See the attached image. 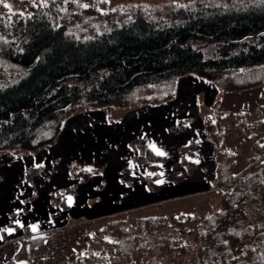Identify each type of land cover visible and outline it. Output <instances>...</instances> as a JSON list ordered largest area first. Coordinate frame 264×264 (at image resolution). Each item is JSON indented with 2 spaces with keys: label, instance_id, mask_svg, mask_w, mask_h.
<instances>
[{
  "label": "trees",
  "instance_id": "16d2710c",
  "mask_svg": "<svg viewBox=\"0 0 264 264\" xmlns=\"http://www.w3.org/2000/svg\"><path fill=\"white\" fill-rule=\"evenodd\" d=\"M9 2L18 7L9 11L0 4V153H33L50 145L64 119L81 108L166 101L183 74L223 90L264 80V0H165L110 8L105 0ZM202 43H211L207 55ZM10 66L16 72H7ZM218 120L204 124L216 160L213 208L149 211L157 203L99 216L92 233L78 238L83 248L61 264H264V143L252 144L249 165L235 175L233 153L218 148V129L211 132L213 125L220 128ZM129 145L137 164L153 170L164 160L140 140ZM192 147L190 141L179 149L189 154ZM174 163L192 167L185 156ZM34 170L27 168L25 178ZM71 175L83 182L91 173L79 168ZM158 176L141 179L156 191ZM120 178L130 182L125 173ZM51 200L65 208L54 195ZM21 228L19 247L4 264L30 257L46 242L47 234Z\"/></svg>",
  "mask_w": 264,
  "mask_h": 264
},
{
  "label": "crops",
  "instance_id": "0c3cea01",
  "mask_svg": "<svg viewBox=\"0 0 264 264\" xmlns=\"http://www.w3.org/2000/svg\"><path fill=\"white\" fill-rule=\"evenodd\" d=\"M217 88L197 75L183 74L176 79L174 96L166 101L76 111L64 119L50 145L33 153H0V264L17 249L14 242L24 225L32 231V225H36L34 232H41L48 224H59L60 215L64 220L68 216L99 217L218 189L213 185V144L197 107L199 96L211 106ZM130 139L163 152L164 160L153 170L135 163ZM190 141L193 147L189 154L179 149ZM184 156L192 163L190 170L174 163ZM73 164L78 169L90 166L91 176L81 182L71 175ZM29 167L35 170L27 179L24 174ZM155 172L159 173L156 181L163 183L151 191L141 176ZM121 173L129 177V183L120 178ZM53 190H61L59 199L65 208L52 202ZM64 246L69 247L70 242Z\"/></svg>",
  "mask_w": 264,
  "mask_h": 264
},
{
  "label": "rangeland",
  "instance_id": "374dc122",
  "mask_svg": "<svg viewBox=\"0 0 264 264\" xmlns=\"http://www.w3.org/2000/svg\"><path fill=\"white\" fill-rule=\"evenodd\" d=\"M161 1L165 0H106V8H110L117 3H158ZM4 3L9 4L11 6V10L18 7L16 3L13 5L9 2V0H4ZM210 44L211 43H202V49L205 51V55H207L209 52L208 49L210 48ZM16 69L17 68L10 66L6 69V71L16 72ZM217 89L218 94L211 106H207L205 104L204 98L199 96L197 98V107L200 108L201 116L205 118L204 121L206 122H215L218 120V114L222 117L227 116L224 119H219L218 121L220 128H216V126L213 125L211 132L218 129V148L225 149L227 154L233 153L234 162L232 165V173L237 175L249 165L251 157L255 154V151L252 149V144L256 140L260 141V143H264V80L250 87L239 90H223L221 88ZM95 107L106 106L101 105ZM87 108L89 109V107L81 108L75 110L73 113L76 111L85 110ZM208 138L211 140L210 133ZM211 142L213 144L212 140ZM70 167L71 171H78V167H76L74 164ZM84 167H86V169L90 168V166ZM52 193L54 197L57 198V201L60 200L59 198L62 193L61 190H53L51 194ZM218 193L219 190L215 189L210 193L189 196L170 202L168 201L161 204L157 208L150 209L149 211L160 210L166 214H177L179 212L204 213L207 212L209 208H213V201L216 198V196L213 195H217ZM210 196L212 198H210ZM58 218L59 224H48L47 229L41 231V233L47 234L44 246L38 249L30 257L17 260L16 264L21 260L25 262L27 261L28 264L29 262L30 264H61V261L72 252L83 248L84 244L78 242V238L82 234L92 233L93 221L98 217H88L82 215L72 217L75 220L71 221L68 219L64 220V217L61 215ZM16 241L17 242L14 243H18L19 247V238ZM68 242H70L71 247L64 246ZM9 245L10 244H7L5 248L7 249ZM12 255L7 258L5 262L11 259Z\"/></svg>",
  "mask_w": 264,
  "mask_h": 264
},
{
  "label": "snow or ice",
  "instance_id": "6c2138e0",
  "mask_svg": "<svg viewBox=\"0 0 264 264\" xmlns=\"http://www.w3.org/2000/svg\"><path fill=\"white\" fill-rule=\"evenodd\" d=\"M105 2H106V0H105ZM0 4H3V7H5V8H8L9 9V11H11V6L9 5V4H7V3H4V0H0ZM81 7H84V8H87L89 5H87V4H82V5H80ZM154 147V146H153ZM155 150V149H154ZM157 154L158 155H164V153L163 152H159V151H157ZM88 171H91V169H88ZM151 175V174H150ZM157 183H163V181H157ZM69 199V201H71V197H69L68 198ZM32 228H33V230L35 231L36 230V228H37V226L36 225H32ZM9 232H11L12 230L11 229H9L8 230ZM226 243V242H225Z\"/></svg>",
  "mask_w": 264,
  "mask_h": 264
}]
</instances>
